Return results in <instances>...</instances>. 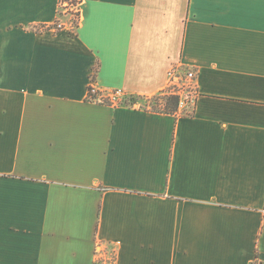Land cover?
I'll use <instances>...</instances> for the list:
<instances>
[{"label": "crops", "instance_id": "0c3cea01", "mask_svg": "<svg viewBox=\"0 0 264 264\" xmlns=\"http://www.w3.org/2000/svg\"><path fill=\"white\" fill-rule=\"evenodd\" d=\"M75 1L0 0V264H264V0Z\"/></svg>", "mask_w": 264, "mask_h": 264}, {"label": "built area", "instance_id": "2783aa9c", "mask_svg": "<svg viewBox=\"0 0 264 264\" xmlns=\"http://www.w3.org/2000/svg\"><path fill=\"white\" fill-rule=\"evenodd\" d=\"M62 7L71 9L73 18L77 20L72 26L75 28L79 23L78 3L75 0H62ZM55 28H61L59 23L54 25ZM197 73L194 70L185 69L183 67H174L168 73V81L166 87L159 94L160 97L177 96L179 98V108L192 110L195 107L199 92L196 85ZM88 100L101 104L112 106L125 105L136 107L137 104L126 105V101L130 98H124L121 90L100 91L92 83L88 90ZM94 264H116V253H108L101 249L96 252Z\"/></svg>", "mask_w": 264, "mask_h": 264}, {"label": "trees", "instance_id": "16d2710c", "mask_svg": "<svg viewBox=\"0 0 264 264\" xmlns=\"http://www.w3.org/2000/svg\"><path fill=\"white\" fill-rule=\"evenodd\" d=\"M156 99L158 100V103H159V101L162 100L164 102V105L162 106V108H160L156 105L155 107H153L152 111L164 113V114H172V115L176 114L178 112V110H179V98L177 96H165V97H158ZM137 102H138L137 99L132 98L129 101H126L124 104L133 105V104H137Z\"/></svg>", "mask_w": 264, "mask_h": 264}, {"label": "rangeland", "instance_id": "374dc122", "mask_svg": "<svg viewBox=\"0 0 264 264\" xmlns=\"http://www.w3.org/2000/svg\"><path fill=\"white\" fill-rule=\"evenodd\" d=\"M74 20H73V24H76L77 23V20L75 19V18H73ZM158 97H160L159 95L158 96H156V97H154L152 100H148V102L145 100V99H139L138 100V102H137V104L139 103V104H141V107L143 108V109H149V110H152L153 109V107H155L156 105L158 106V107H160V108H162V106L164 105V102L161 100V101H159V103H158V100L156 99V98H158ZM157 101H156V100ZM157 103V104H156Z\"/></svg>", "mask_w": 264, "mask_h": 264}]
</instances>
